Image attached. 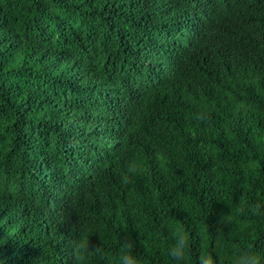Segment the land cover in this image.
Wrapping results in <instances>:
<instances>
[{
  "label": "trees",
  "instance_id": "16d2710c",
  "mask_svg": "<svg viewBox=\"0 0 264 264\" xmlns=\"http://www.w3.org/2000/svg\"><path fill=\"white\" fill-rule=\"evenodd\" d=\"M125 177L128 179L125 180ZM264 0H0V264H172L171 223L264 248Z\"/></svg>",
  "mask_w": 264,
  "mask_h": 264
},
{
  "label": "clouds",
  "instance_id": "9594fccd",
  "mask_svg": "<svg viewBox=\"0 0 264 264\" xmlns=\"http://www.w3.org/2000/svg\"><path fill=\"white\" fill-rule=\"evenodd\" d=\"M127 179L125 177V180ZM246 214L264 217V199L250 203L246 196L242 197L233 214L226 217V221L230 222L235 215ZM171 227V243L165 248L166 257L172 264H186L191 250L190 233L181 224L172 222ZM133 248L131 242L123 243L115 258V264H147V261L138 256ZM93 252L94 250L89 247L88 229H85L73 248L76 264H87ZM230 262L231 264H264V248L256 249L251 245L245 248L236 247ZM197 264H219V261L212 253L205 250L198 257Z\"/></svg>",
  "mask_w": 264,
  "mask_h": 264
}]
</instances>
